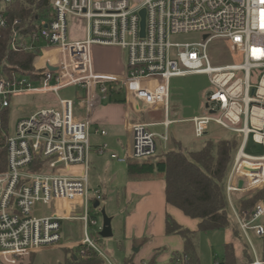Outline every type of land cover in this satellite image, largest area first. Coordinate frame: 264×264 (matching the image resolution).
Instances as JSON below:
<instances>
[{
	"label": "built area",
	"instance_id": "obj_1",
	"mask_svg": "<svg viewBox=\"0 0 264 264\" xmlns=\"http://www.w3.org/2000/svg\"><path fill=\"white\" fill-rule=\"evenodd\" d=\"M12 1L0 0V46L6 39L7 53L35 54L36 59L31 70L1 62V108L11 106L19 95L59 97L62 90L74 87L85 95V116L77 119L75 102L59 98V110L41 109L21 119L6 137L7 170L0 173V262L29 264L43 251L64 250L69 257L95 253L103 264H125L105 256L91 234V229L99 235L102 231L91 215V112L96 104L113 101V94H122L124 129L132 134V151L129 158H111L120 163L153 158L158 153L156 139L166 143L168 134L132 122L134 106H141L139 113L162 110L161 125L168 129L170 83L192 75L207 76L211 87L203 114L190 121L195 138H204L211 124L241 138L226 194L235 223L256 254L249 234L264 238V200L249 208L241 202L264 191V152H246L250 142L264 150V0H52L51 16L31 33L23 20L8 17L5 8ZM69 18L86 22L83 40H70ZM189 33L202 34L203 42L170 41ZM216 39L225 40L240 62L213 66L207 48ZM95 46L125 51L126 72L98 73ZM107 150L103 145L98 153ZM41 207L52 214L34 217ZM64 221L82 222L83 238L64 241Z\"/></svg>",
	"mask_w": 264,
	"mask_h": 264
},
{
	"label": "rangeland",
	"instance_id": "obj_2",
	"mask_svg": "<svg viewBox=\"0 0 264 264\" xmlns=\"http://www.w3.org/2000/svg\"><path fill=\"white\" fill-rule=\"evenodd\" d=\"M2 8L3 5L0 4V10ZM85 36L86 22L75 18H69L70 40H83ZM170 41L172 44L179 45L201 43L203 42V35L200 33L179 34L172 36ZM207 55L213 66L222 67L240 62V59L236 58L232 54L227 42L222 39H216L209 43ZM94 56L95 52L93 50V57ZM121 58L124 62L125 59L127 60V53L125 51H122ZM170 85V118L172 120H182V122L171 128V135L182 141L186 151L200 150L204 146L207 139H213L215 141L228 140L235 135L215 124H211L209 131L204 138L196 139L194 136L192 124L189 120L202 115L204 112L205 101L208 98V94L211 89L209 78L207 76L192 75L183 78H174ZM84 96L85 95L81 93L80 90H77L74 87L62 90L59 93V97L55 94L19 95L15 97L11 104V113L9 118L10 133L14 132L17 123L21 119L28 117L41 109L52 108L59 110V98L73 100L75 102V117L77 119H83L85 114V105L83 104L82 98H84ZM156 131L162 132L163 130L158 129ZM156 144L158 147V139H156ZM168 149H170L169 143L166 150ZM246 152L250 155L260 156L263 154L264 150L261 146H257L250 142ZM112 154L118 156L119 158H127L126 149L123 147L116 150H109L100 158H96L97 156L91 154L89 156L88 174L91 215L96 218L100 225H102V211L105 210L106 215L112 219L113 237L104 239L97 233V231L95 232L94 229H91V234L99 249L110 260L117 263L133 264L129 256L134 255L133 252L135 249L131 248L130 243L123 238L127 216L132 212L125 211V206L118 204L117 191L110 188L103 189V187H100L103 182L109 183L114 170L120 176V174L124 173L126 168L125 164L120 165L118 161L111 159ZM94 201H98L100 203L99 208L94 209ZM51 214V210L41 207L35 210L33 216L36 218H42L50 216ZM62 228L64 241H77L83 238V223L80 221H64L62 222ZM227 230L232 231L231 228H228L202 233L199 235V241L197 243L202 251V264H213L214 255L215 258L218 257L216 260L221 261L223 259L224 247L226 245V240L228 239L226 234ZM249 239L256 250L257 256L260 258L259 254L263 244L262 239L255 236L253 233L249 234ZM241 242L248 244V241L245 238H243ZM66 252L67 251L64 250L43 251L33 256L34 259L32 260V264H60L66 259ZM75 253H77V251Z\"/></svg>",
	"mask_w": 264,
	"mask_h": 264
},
{
	"label": "trees",
	"instance_id": "obj_3",
	"mask_svg": "<svg viewBox=\"0 0 264 264\" xmlns=\"http://www.w3.org/2000/svg\"><path fill=\"white\" fill-rule=\"evenodd\" d=\"M52 0H13L5 11L10 20L16 18L28 25L26 32L31 33L35 26L51 16ZM7 40L0 46V64L3 60L23 69H33L35 54L7 53ZM11 106H0V173L7 170L6 137L10 134L9 118ZM170 140V139H168ZM241 138L234 135L228 140L215 141L207 139L198 151H186L178 141L172 139L171 147L153 158L137 161L128 159L127 172L131 180L162 178L165 181L166 203L180 210L186 217L198 220L196 231H190L166 216L165 233L167 236L177 235L184 241L185 264H201L197 242L199 235L221 229L231 228L234 237L244 238L238 229L230 210L226 183L234 163ZM31 170H36L34 167ZM258 200H264V191L257 192L242 200L243 208L252 207ZM148 238H142L136 247L148 243ZM260 250V259L264 262V238ZM243 256L247 264L254 263V257L249 244L243 242ZM224 257L218 264H236L232 246L225 245ZM33 256L30 263L32 264ZM60 264H103L95 253H88L85 258L73 254ZM126 264V263H125Z\"/></svg>",
	"mask_w": 264,
	"mask_h": 264
},
{
	"label": "crops",
	"instance_id": "obj_4",
	"mask_svg": "<svg viewBox=\"0 0 264 264\" xmlns=\"http://www.w3.org/2000/svg\"><path fill=\"white\" fill-rule=\"evenodd\" d=\"M94 52L95 69L98 73L122 75L126 72V59L125 62L122 60L121 49L116 47L97 46L94 48ZM122 100V94H113V101L98 103L93 108L90 115L92 125L89 156L94 154L97 156L96 158H100L103 154L100 155L98 153L99 148L103 145H107L108 150L106 152L109 150H116L120 147L125 148L127 158H129L132 151V134L124 129L126 109ZM134 107L135 110L132 111L130 116L132 122L150 124L152 125L150 127L151 132L160 135L168 134L170 140H168L167 143L159 140V153L167 149L168 143L169 147H171L172 139L182 144L180 139L171 135V128L182 122V120H172L170 118V109L169 120L171 125L166 129L161 125L164 121L162 110L156 108L139 113V107L141 108V106L136 103ZM79 120H82V118H79ZM190 121L191 120H189V122ZM158 129H162L163 131H156ZM101 132H105V135H102ZM118 163L120 162L118 161ZM121 164L126 165L124 173L119 176L114 170L109 183L103 182L100 187L117 191L118 204L125 206V211L132 212L127 216L123 232V238L130 243V247L134 249L138 248V252L134 250V255L129 256L131 262L133 264H185L184 241L180 236L166 235V216L171 217L180 226L190 231H196L198 229L199 221L186 217L180 210L166 203L164 179L131 180L128 176L127 164L120 163V165ZM226 234L228 237L226 245L233 247L236 264H247V259L243 256V242L234 237L232 231L227 230ZM146 237L149 239L148 243L136 247L138 240ZM197 249L202 262V251L198 243ZM252 254L255 258L254 263L258 262L264 264L257 256V253L254 254L252 252ZM213 257V264H218L220 261L216 260L218 257L215 258V255Z\"/></svg>",
	"mask_w": 264,
	"mask_h": 264
},
{
	"label": "water",
	"instance_id": "obj_5",
	"mask_svg": "<svg viewBox=\"0 0 264 264\" xmlns=\"http://www.w3.org/2000/svg\"><path fill=\"white\" fill-rule=\"evenodd\" d=\"M141 17H142L141 25H142V35H143L144 27H145V11L141 12ZM93 207L94 209L99 208L100 203L98 201H94ZM102 217H103V222H102V231L100 232V236L104 239L112 238L113 237L112 219L106 215L105 210L102 211ZM135 252H138V248L135 249Z\"/></svg>",
	"mask_w": 264,
	"mask_h": 264
}]
</instances>
